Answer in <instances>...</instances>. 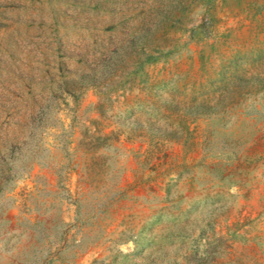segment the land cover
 I'll return each mask as SVG.
<instances>
[{
	"label": "rangeland",
	"instance_id": "1",
	"mask_svg": "<svg viewBox=\"0 0 264 264\" xmlns=\"http://www.w3.org/2000/svg\"><path fill=\"white\" fill-rule=\"evenodd\" d=\"M0 264H264V0H0Z\"/></svg>",
	"mask_w": 264,
	"mask_h": 264
}]
</instances>
